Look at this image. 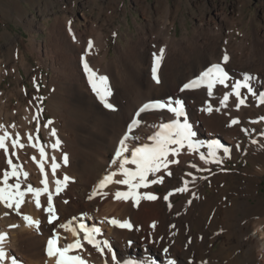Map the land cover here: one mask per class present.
<instances>
[{
    "label": "bare ground",
    "instance_id": "1",
    "mask_svg": "<svg viewBox=\"0 0 264 264\" xmlns=\"http://www.w3.org/2000/svg\"><path fill=\"white\" fill-rule=\"evenodd\" d=\"M36 1L39 10H53L55 5L60 8L54 13L48 40L43 42L32 34L28 42L31 51L39 55L40 64L50 72L44 76V87L27 88L19 65L23 52L19 39L8 28L0 33V48L4 45L6 49L0 57V125L4 126L0 135L5 130L12 138L19 134L24 147L13 148L9 139L8 155L20 166L19 171L28 173L26 179L21 177V190L29 184L43 187L46 176L57 219L49 222L47 218L46 193L40 197L39 208L33 195L27 193L19 213L0 201V234H6L2 246L9 255L3 264H11V257L19 264H56V258L47 254V242L55 236L59 237V246L81 239L83 247L72 254L80 255L87 264H117V261L124 264L127 260L137 264H169L170 260L176 264H264V196L259 184L264 176V125L260 126L264 121L261 119L264 104L246 88L241 89L245 103L239 109L234 94L226 107L220 103L226 93L232 92V85L246 74L252 77L249 83L253 89L264 93V26L256 23L264 22V14L252 17V29L247 27L237 36L234 32L243 18L236 11L226 9V0H156L154 9L149 0H135L148 19L138 22L137 33L125 37V44L118 43L109 57L107 35L115 29L113 19L121 8V0H82L80 20L75 19L76 0ZM240 1L250 0H239V5ZM192 2L199 11V23L192 30L185 28L181 34L172 33L177 19L184 13V4L191 10ZM88 6H92V12L95 7L99 9L96 17L84 10ZM18 7L20 12L15 17L20 23L27 27L36 24L37 20L22 4ZM9 9L15 11L16 6ZM110 9L104 17L103 13ZM3 13L0 4V14ZM240 14L243 16L244 12ZM180 18L184 20L185 16ZM105 24L109 26L108 32L104 30ZM89 40L93 42L91 50ZM162 48L164 55L157 71L160 81L157 83L152 67L154 54L159 55ZM225 54L229 57L227 62L223 60ZM82 58H86L97 77H107V87L112 93L107 101L113 109L105 107L93 90ZM3 62L17 79L14 90L2 88ZM214 64H220L228 73L227 87H214L211 96L206 86L180 91L184 83ZM28 70L32 78H42L41 68L29 63ZM97 84L104 87L99 81ZM168 98L184 101L195 139L204 142V146L196 153L185 147L178 157L170 155V160L179 161L169 164L167 171L171 176L163 168L153 178L149 175V181L159 176H163V181L150 183L138 191L150 192L158 197L156 200L141 199L136 205L131 199H116L117 191L128 190L127 185L115 182L123 179L118 171L119 161L112 163L119 141L128 134L129 150L151 143L147 138L161 123L174 118L172 113L166 109L149 110L140 114L138 128L128 133V126L144 104ZM209 103L213 111H201ZM232 119L239 123L231 124ZM57 139L60 144L53 147ZM212 142L230 149V154L218 150L222 162L240 156L249 163L234 170L216 168L218 163H205L199 153L207 156V145ZM65 154L67 163L63 160ZM124 155L130 156V151ZM53 163L59 165L55 173ZM5 169L10 170V166L6 153L0 150V186ZM202 171H209L210 175L202 178ZM112 172H117L113 182L100 188V182ZM65 176L69 177L66 186L57 194L56 180L63 181ZM184 181H188V191L175 193L173 190L182 187ZM9 183H15V178H10ZM162 184L168 189L160 192ZM169 192L173 194L165 200ZM176 198L179 199L175 201ZM25 215L39 220V228L29 226ZM112 218L128 220L133 228L113 225ZM62 224L69 227L62 228ZM81 224L100 228L96 238L107 240L110 247L105 246V251L100 252L83 240ZM72 229L80 235H74ZM113 252L116 260L112 259Z\"/></svg>",
    "mask_w": 264,
    "mask_h": 264
},
{
    "label": "snow or ice",
    "instance_id": "2",
    "mask_svg": "<svg viewBox=\"0 0 264 264\" xmlns=\"http://www.w3.org/2000/svg\"><path fill=\"white\" fill-rule=\"evenodd\" d=\"M71 24V22H69ZM93 47V42L89 40L88 49L91 50ZM164 49H160L159 55L154 54V65L152 67L153 78L159 83V77L157 75V71L160 67L161 61L163 59ZM83 59V67L84 71L88 73L89 81L92 83L93 90L96 91L97 95L104 102L105 107L109 109H113V105L108 103L107 97L110 96L111 90L107 87V77L99 76L97 77L96 73L89 66L86 58ZM229 57L225 54L223 60L227 62ZM229 79L228 73L224 70V68L220 64H214L211 67L207 68L205 71L201 72L195 79L184 83L180 89L181 92L189 89H197L202 86H206L207 94L209 96L212 95L213 88L217 85H224L227 87L226 81ZM252 79L251 76L245 75L244 79L241 81H237L234 85H232V92L226 93L222 100L220 101L222 106H227L226 102L229 100L230 96L233 94L239 100V103L236 104L237 109H239L240 105L245 103V98H241V89L246 88L248 93H251L254 97H258L259 103L264 104V93H258L249 83ZM97 81L104 85L103 88L99 87ZM153 109H166L168 112L174 115L167 123H161L158 127V130H155L152 135H150L147 139L151 141V143H142L139 146L133 147L129 150L127 141L129 140V135L126 134L120 141L119 147L115 151V158L112 163L115 165L117 161H119L118 171L123 176V179L115 181L118 184L127 185V191H117L115 193V198L120 200H133L136 205H139L141 199L147 200H156L158 197L150 192L140 193L138 190L140 188H147L150 183L155 184L157 182L163 181V176H159L157 179H153L149 181L148 177L150 174H156L161 171V168L167 171L169 164L179 163L178 159H169V156L178 157L180 152L187 147V150L192 153L198 152L199 148L204 146V142L198 141L195 139L196 133L193 131L192 125L189 123L185 111V104L182 99L168 98L166 101H152L144 104L138 112L135 114L137 118L132 119L131 124L128 126V133H131L133 129L138 128L141 124V120L139 119L140 114ZM219 111V109H216ZM201 111H207L211 113L213 108L209 103L206 108L201 109ZM261 119H264L262 117ZM51 123V121H49ZM239 121L237 119H232L231 124H238ZM15 127V125H13ZM0 128H4L3 125H0ZM246 131V130H245ZM51 134L53 136L56 135L55 129H52ZM133 139H139L138 137H132ZM11 140L12 147L15 148L17 146L24 147L23 144L20 143L19 134L16 135V138H12V134L8 131H4L2 135H0V150L6 153L7 164L10 166V170L5 169L3 172V180L2 186H0V201H2L7 208L13 209L16 212H20L21 205L25 203V196L27 193H31L34 197L35 204L39 208L41 207L40 197L42 194L46 193V203L47 208L46 211L48 213L49 222L56 220V210L54 204L52 202L53 194L49 191L48 188V180L45 176V179L42 181L43 187H33L31 184L27 185L26 189L21 190V177L27 178L28 173L19 171L18 168L20 166L16 165L12 161L11 155H8V141ZM29 140H31V136H29ZM60 144L59 139L56 140V143L53 147H57ZM209 152L207 156L205 153L200 152L199 156L201 160H204L205 163L213 162V163H222V159L217 155L219 149H223L225 154H230V149L219 142H212L208 145ZM130 151V156L124 155ZM41 156H44L43 147L40 148ZM35 159V158H33ZM64 163H67L68 157L67 154L63 157ZM134 165L135 167H128V165ZM59 165L53 163L52 164V172L55 173L57 167ZM195 168L196 165H193ZM41 171H43V164L40 165ZM117 175V172H112L108 176H106L99 184L100 188H104L107 184L113 182V177ZM167 175L171 176L172 173L167 171ZM188 175H192L189 173ZM15 178V183L10 184L9 179ZM69 177L65 176L63 181L56 180V193L58 194L62 191V188L66 186V183ZM206 179V177H205ZM175 193H184L188 191V181H184L182 187H178L173 190ZM95 194V193H94ZM173 192H169L168 195L164 197L165 200H168V197L171 196ZM91 199V197H89ZM190 204L191 201H188ZM171 207V204H169ZM24 219L28 221L29 226L36 227L37 229L40 226V221L34 219L31 216L25 215ZM110 223L113 225H118L124 229H132L133 225L130 221L124 220L120 221L115 218L110 220ZM62 228L69 227L68 225H61ZM152 227H155V222H153ZM80 229L83 230V240L87 241L89 244L93 245L100 252L105 251V246L108 245V241L98 240L97 234L100 233V228L98 227H87L84 224L80 225ZM74 235L79 236L80 232L76 229H72ZM6 238V234H0V264L9 258L8 253L5 252L3 248V241ZM59 237L55 236L48 240L47 242V254L49 257L56 258V264H87V261L84 260L78 254H72L74 250L81 249L83 247L81 239L77 238L72 243H68L64 246H59L58 244ZM110 247V246H109ZM167 252V249H164ZM112 259L116 260V255L112 253ZM11 264H19V261L15 257H11ZM117 264H120L117 261ZM124 264H137L134 260L124 261ZM169 264H176L174 260H170Z\"/></svg>",
    "mask_w": 264,
    "mask_h": 264
},
{
    "label": "rangeland",
    "instance_id": "3",
    "mask_svg": "<svg viewBox=\"0 0 264 264\" xmlns=\"http://www.w3.org/2000/svg\"><path fill=\"white\" fill-rule=\"evenodd\" d=\"M173 1L174 0H171V2ZM217 1H221V0H217ZM226 1H227L226 9L229 12L236 11L237 14L243 18V23L240 24L237 30H235L234 32L237 36H240L247 27L252 29V24H253V22L251 21L252 17H262V15L264 14V2L262 0H250L248 3L240 1L241 3L240 5H239V0H226ZM36 2H37L36 0H0V4L2 5L3 11H4L3 14H5V15L0 14V33H2L5 28H8L11 34L19 39L20 47L22 48V51L24 52V53L22 52L23 54L21 53L22 60L20 61L19 65H20V70L22 74V80L27 88H35L37 86L44 87V76L50 72L45 66H42L40 64L39 55L34 54L29 48L28 46L29 38L32 34H34L38 40H41L43 42L48 40L49 28L52 26L55 20L54 13L60 11L59 6L57 5L53 7V10H48L47 8L44 10H39L37 8ZM76 2H77V7H78V10H77L78 14L75 16V19L80 20L83 17L82 10L84 6L82 3V0H76ZM149 2L151 3V6L154 9L156 5V0H149ZM120 3H121V8L117 10L118 13L115 19H113L115 23L114 24L115 29L111 30V32H109L107 35L108 46L106 47V49L107 48L110 49V52L108 54L109 57L114 53L113 50L118 43L125 44L126 43L125 37H130L131 33L133 34L135 32L137 33V23L138 22L143 23V22H146L148 19L147 15L144 13L142 9V6L139 3H137L135 0H121ZM19 4H22L24 9H26L29 12V14H31L37 20L36 24L34 23L32 26L29 25L27 27L26 25L20 23L16 19L15 14H19L20 12L18 10ZM9 5L10 6L15 5L16 10L11 11L9 9L10 8ZM192 5L193 7L191 6L192 8L190 10V8H188V6L184 4L183 6L184 13L181 12L182 14L180 13L181 14L180 17L184 15L185 19L181 20L180 17L179 19H177L176 25L172 29V33H176L177 31L179 34H181L185 28H189L190 30H192V28L199 23V19H200L199 11L193 2H192ZM91 9H92V6H88L84 10H86L90 15H92V17H96L98 15L99 9L95 7L94 12H92ZM110 11L111 9L108 10L107 12H104L103 16L105 17L109 15ZM204 11H207V10H204ZM240 11L244 12L243 16L240 14ZM153 16H154V13H153ZM40 22L44 26H42ZM256 23L259 26L260 25L264 26V22L260 24L256 21ZM108 29H109V26L105 24L104 26L105 32H108ZM2 41L5 42V39L3 38ZM5 50H6L5 46L3 45V47L0 48V57L3 55ZM29 63H32L38 69L41 68L42 70L41 79L32 78L31 72L28 70ZM3 66H4V81L2 83V88L6 90H14L18 84L17 79L15 78L14 75L9 73L8 65L6 64V62H3ZM216 86H215L216 88L221 87V89L225 87L220 84L219 86L218 84ZM210 103L214 104L213 102H210ZM263 125H264V121H262L260 126H263ZM255 129L258 130V126ZM247 135L249 136V134ZM248 163L249 162L245 158L239 156L236 159H230L225 163L224 162L218 163L216 164L215 167L216 168L226 167V169L234 170L235 168H242ZM154 175L155 174H152L151 178H153ZM201 175H202V178H205L207 175H210V172L202 171ZM259 184L261 186L260 192L264 196V176H263V180ZM167 189L168 188L165 187L164 184H162L159 187L160 192L166 191ZM208 192L212 193V190L208 188ZM178 199L176 198L175 201H177Z\"/></svg>",
    "mask_w": 264,
    "mask_h": 264
}]
</instances>
